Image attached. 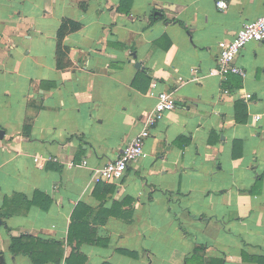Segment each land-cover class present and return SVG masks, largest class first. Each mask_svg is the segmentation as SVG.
<instances>
[{
    "label": "crops",
    "instance_id": "0c3cea01",
    "mask_svg": "<svg viewBox=\"0 0 264 264\" xmlns=\"http://www.w3.org/2000/svg\"><path fill=\"white\" fill-rule=\"evenodd\" d=\"M217 1L0 0V262L33 264L24 234L40 264H264V40L209 74L264 0ZM159 90L144 155L94 182Z\"/></svg>",
    "mask_w": 264,
    "mask_h": 264
},
{
    "label": "built area",
    "instance_id": "2783aa9c",
    "mask_svg": "<svg viewBox=\"0 0 264 264\" xmlns=\"http://www.w3.org/2000/svg\"><path fill=\"white\" fill-rule=\"evenodd\" d=\"M217 6L224 8L226 1L218 0ZM262 40H264V13L254 19L245 21L232 38L219 41L217 64L210 69L209 74L220 77H225L229 73L244 75V69L234 62L236 55L248 42ZM191 69L193 72H197L196 67H192ZM156 86L157 81L152 80L151 87ZM250 96V93H246L245 95L246 98ZM175 105L172 91L159 90L156 95V102L143 117L142 127L137 135L124 145L116 158L94 168L93 181H112L122 178L128 165L144 155V139L149 136L151 128L164 117L167 111L172 110ZM258 116L256 115V117ZM34 160L39 161L40 157L35 156ZM82 163L85 164L86 160L84 159ZM68 165H73L72 161L68 162Z\"/></svg>",
    "mask_w": 264,
    "mask_h": 264
},
{
    "label": "trees",
    "instance_id": "16d2710c",
    "mask_svg": "<svg viewBox=\"0 0 264 264\" xmlns=\"http://www.w3.org/2000/svg\"><path fill=\"white\" fill-rule=\"evenodd\" d=\"M60 33H61V29H60ZM58 35H59V32H58ZM236 119L238 121L241 120V118H237V117ZM23 131H24V135L29 134L27 125L24 127ZM73 237L75 238V236ZM83 239H85V241L87 242L93 241L92 236L86 237V238L79 237V239L78 238L76 239V242H77L76 244H79L80 242H82L81 240ZM69 240L71 241V226H70V231H69V236H68V241ZM53 243L54 241L44 240V239H41L35 236L21 234V235L12 237L11 244H10V250L13 253L22 252V253L28 254L33 264H40L39 263L40 261L37 258L36 251L34 248L40 244H53ZM202 249L203 247H201L200 245H196L194 247V251L191 254V256L189 258L186 257L184 259V264H193L195 260L199 261L200 254H198L197 251L202 250ZM0 264H4V262L2 261L0 262ZM199 264H209V262L202 261Z\"/></svg>",
    "mask_w": 264,
    "mask_h": 264
},
{
    "label": "water",
    "instance_id": "95a60500",
    "mask_svg": "<svg viewBox=\"0 0 264 264\" xmlns=\"http://www.w3.org/2000/svg\"><path fill=\"white\" fill-rule=\"evenodd\" d=\"M140 63H139V61H137V63L135 64L136 66H138ZM2 134H3V132H2V130L0 129V136H2ZM0 260H2V256H0Z\"/></svg>",
    "mask_w": 264,
    "mask_h": 264
}]
</instances>
